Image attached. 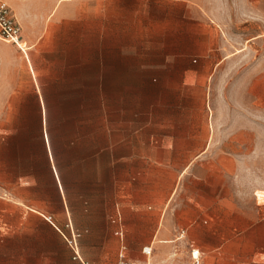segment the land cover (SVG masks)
I'll use <instances>...</instances> for the list:
<instances>
[{
    "label": "crops",
    "instance_id": "obj_1",
    "mask_svg": "<svg viewBox=\"0 0 264 264\" xmlns=\"http://www.w3.org/2000/svg\"><path fill=\"white\" fill-rule=\"evenodd\" d=\"M117 1H109L115 38L139 48L154 40L157 49L173 40L177 59L169 62L158 50H121L140 69L175 65L195 72L197 84L206 72L237 74L220 82L212 73L205 99L180 95L178 118L148 114L140 128H104L92 148L45 159L28 180L0 181V264H189L190 249L200 264L254 263L244 248L264 238V207L254 196L262 165L259 53L248 46L247 59L218 57L227 53L214 46L211 0H132L127 12ZM219 93L228 96L226 110ZM221 119L236 126L224 129Z\"/></svg>",
    "mask_w": 264,
    "mask_h": 264
},
{
    "label": "rangeland",
    "instance_id": "obj_2",
    "mask_svg": "<svg viewBox=\"0 0 264 264\" xmlns=\"http://www.w3.org/2000/svg\"><path fill=\"white\" fill-rule=\"evenodd\" d=\"M109 1L0 0L20 25L26 46L21 50L0 40L1 182L28 180L42 169L43 160L66 158L77 145L92 148L104 141V128H140L148 114L150 118H178L175 107L180 95L201 92L205 99L215 78L221 82L223 74L225 81L236 76V71L206 72L197 84L195 72L173 69L175 65L140 69L134 57L121 50H158L159 58L169 62L177 59L172 54L173 40H159L163 46L157 49L154 40L148 39V46L139 48L129 38H115ZM254 2L256 6H251L252 0H211L214 46L228 54L218 57L237 54L239 61L251 57L246 49L254 47L264 73V2ZM132 5V0L116 3L122 12L130 11ZM194 61L187 62L193 65ZM226 97L215 95L222 110H226ZM261 115L256 126L262 147L257 176L261 188L254 196L264 207V97ZM236 122L221 119V127L232 129ZM254 242L260 245L244 248V255L251 254L254 263L244 264H264V238Z\"/></svg>",
    "mask_w": 264,
    "mask_h": 264
},
{
    "label": "built area",
    "instance_id": "obj_3",
    "mask_svg": "<svg viewBox=\"0 0 264 264\" xmlns=\"http://www.w3.org/2000/svg\"><path fill=\"white\" fill-rule=\"evenodd\" d=\"M0 40L6 43H11L17 46L21 50H25V42L22 39L21 27L16 21L11 10L4 3L0 2ZM49 220V218H47ZM76 235L72 236L68 240V244L71 245ZM142 253L149 255L150 249L143 248ZM73 260H77V256L74 255ZM80 264H86L79 261ZM117 264H135L133 262L121 260ZM189 264H200V256L196 249L189 250Z\"/></svg>",
    "mask_w": 264,
    "mask_h": 264
}]
</instances>
